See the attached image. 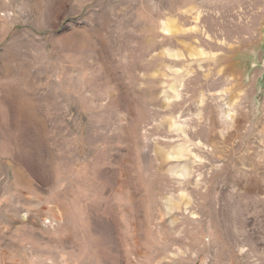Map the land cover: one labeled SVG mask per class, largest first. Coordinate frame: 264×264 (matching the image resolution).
I'll return each mask as SVG.
<instances>
[{
  "label": "rangeland",
  "instance_id": "374dc122",
  "mask_svg": "<svg viewBox=\"0 0 264 264\" xmlns=\"http://www.w3.org/2000/svg\"><path fill=\"white\" fill-rule=\"evenodd\" d=\"M264 0H0V264H264Z\"/></svg>",
  "mask_w": 264,
  "mask_h": 264
},
{
  "label": "water",
  "instance_id": "95a60500",
  "mask_svg": "<svg viewBox=\"0 0 264 264\" xmlns=\"http://www.w3.org/2000/svg\"><path fill=\"white\" fill-rule=\"evenodd\" d=\"M263 53H264V48H263ZM263 61H264V59H263ZM263 70H264V64H263Z\"/></svg>",
  "mask_w": 264,
  "mask_h": 264
}]
</instances>
